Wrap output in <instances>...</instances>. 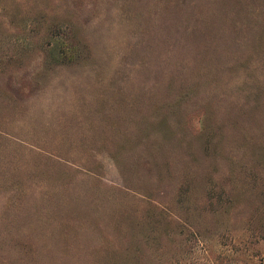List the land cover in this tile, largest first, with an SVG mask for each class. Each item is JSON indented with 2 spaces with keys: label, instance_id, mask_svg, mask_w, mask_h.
<instances>
[{
  "label": "rangeland",
  "instance_id": "1",
  "mask_svg": "<svg viewBox=\"0 0 264 264\" xmlns=\"http://www.w3.org/2000/svg\"><path fill=\"white\" fill-rule=\"evenodd\" d=\"M0 264H264V0H0Z\"/></svg>",
  "mask_w": 264,
  "mask_h": 264
}]
</instances>
